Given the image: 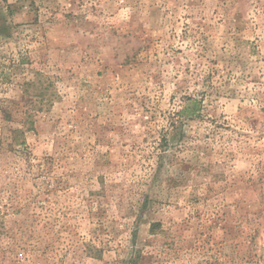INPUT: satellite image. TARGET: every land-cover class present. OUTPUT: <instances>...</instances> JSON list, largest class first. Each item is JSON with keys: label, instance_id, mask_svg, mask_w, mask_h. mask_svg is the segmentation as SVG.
<instances>
[{"label": "rangeland", "instance_id": "374dc122", "mask_svg": "<svg viewBox=\"0 0 264 264\" xmlns=\"http://www.w3.org/2000/svg\"><path fill=\"white\" fill-rule=\"evenodd\" d=\"M0 264H264V0H0Z\"/></svg>", "mask_w": 264, "mask_h": 264}]
</instances>
